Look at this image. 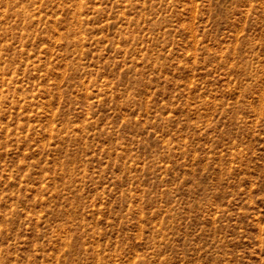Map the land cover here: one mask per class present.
<instances>
[{"label":"rangeland","instance_id":"rangeland-1","mask_svg":"<svg viewBox=\"0 0 264 264\" xmlns=\"http://www.w3.org/2000/svg\"><path fill=\"white\" fill-rule=\"evenodd\" d=\"M0 264H264V0H0Z\"/></svg>","mask_w":264,"mask_h":264}]
</instances>
